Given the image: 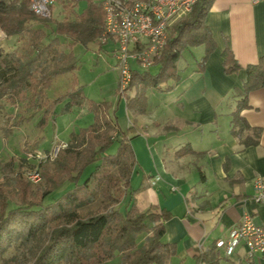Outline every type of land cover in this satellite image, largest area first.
<instances>
[{"label":"trees","instance_id":"16d2710c","mask_svg":"<svg viewBox=\"0 0 264 264\" xmlns=\"http://www.w3.org/2000/svg\"><path fill=\"white\" fill-rule=\"evenodd\" d=\"M80 1L60 0L62 14L54 18L53 6L51 16L43 18L32 12L30 0H0V33L6 39L15 38L17 44L24 35H31L26 53L17 48L8 52L0 46V105L25 106L27 119L37 117L41 130L53 119L59 103H63L62 113L86 108L93 116L88 128L72 135L58 150L50 167L34 156L21 158L17 168L35 166L33 172L40 174L45 189L33 190L29 174L19 170L13 181L0 184V261L14 251L15 256L29 257L28 264H106L115 256L120 264H167L176 255V247L164 241L171 214L157 207L139 211L134 196L143 187L130 190L136 166L131 141L137 133L132 134L133 128L123 132L117 107L93 103L81 94V88L48 101L53 81L74 71L77 64L73 53L63 49V40L69 47L97 45L101 51L103 46V0H84L86 7L81 12ZM213 1L197 0L190 14L170 28L154 65L146 71L132 70L130 95L123 97L129 114H146L151 91L168 92L180 82L177 63L184 51L203 47L197 72L204 70L216 49L205 23ZM222 61L227 75L240 69L229 49L222 52ZM245 72L232 132L239 137L252 130L251 139L242 142L247 147L258 144L259 130L250 129L240 112L247 107L250 92L264 90V56ZM114 143L117 153L110 156L108 150ZM97 201L104 204L103 212L80 215V210ZM228 259L214 244L197 256L196 264H225Z\"/></svg>","mask_w":264,"mask_h":264},{"label":"crops","instance_id":"0c3cea01","mask_svg":"<svg viewBox=\"0 0 264 264\" xmlns=\"http://www.w3.org/2000/svg\"><path fill=\"white\" fill-rule=\"evenodd\" d=\"M205 23L216 49L204 70L197 72L196 63L179 73L180 82L168 92L149 95L172 94L175 114L163 97L146 114L133 117L136 125L126 109L122 113L119 107L116 114L123 132L138 129V138L131 141L136 162L131 183L143 187L134 196L137 209L157 207L171 214L164 241L176 247V255L167 264H196L200 253L227 240L244 212L255 223L264 221V210L252 202L254 182L264 178V90L250 92L240 112L250 129L259 130L258 144H242L252 130L239 137L232 132L245 69L264 56V0H214ZM225 49L240 67L230 75L223 68ZM187 148L191 152H184ZM225 264H264V254L247 259L239 247Z\"/></svg>","mask_w":264,"mask_h":264},{"label":"rangeland","instance_id":"374dc122","mask_svg":"<svg viewBox=\"0 0 264 264\" xmlns=\"http://www.w3.org/2000/svg\"><path fill=\"white\" fill-rule=\"evenodd\" d=\"M86 7L84 0L78 4V10L81 12ZM62 6L54 5L52 9V16L55 18L57 15H61ZM31 35L26 34L24 37L16 43L15 38L6 39L2 33H0V46L6 51L17 48L22 53H26L30 50ZM18 45V46H17ZM64 50L71 51L76 58L77 64L74 71L65 73L57 77L47 91V97L49 103L64 94H67L76 88H81V94L95 104L109 103L117 107V109H125V103L123 98L119 99L118 90V71L116 70V60L114 53L117 49L116 45L109 43L100 47L97 45L90 46L88 48L82 45H75L73 47L68 46V42L63 40ZM204 55L203 47L194 48L184 51L177 63L179 73H187L193 67H196L197 61H199ZM131 67L137 69L136 64H131ZM197 69V67H196ZM151 72H155L153 69ZM130 91L125 92V96H129ZM152 92L148 94V109L153 105L160 102V97L167 100L170 113L175 114V102L171 99L172 94H156V97H150ZM63 103H59L56 106L53 119L45 125L41 130L38 127V118L35 117L32 120L27 119V112L25 106H11L7 103L0 105V184L6 185L13 181L14 177L18 173V165L22 163L24 157L31 158L34 156V160L50 167L53 159L43 158L41 161L35 158L37 154L54 153L66 143L69 142L72 135L77 134L81 129L88 128L93 123V116L87 112L86 108L76 109L71 113H62ZM170 106V107H169ZM147 109V112H148ZM121 110H119L121 112ZM168 111V110H167ZM117 116V115H116ZM129 120L136 125L133 120L139 115L128 114ZM19 123V124H18ZM172 125L174 121H171ZM132 134L137 133L138 129L133 128ZM167 131L173 132L171 125H167ZM175 130V129H174ZM166 131V130H165ZM138 138V136L136 137ZM134 140V139H133ZM175 142V140H174ZM117 143H114L108 150V155L112 156L117 153ZM175 152V143L171 147V153ZM57 155V154H56ZM14 161V163H13ZM24 163V162H23ZM37 163V162H36ZM166 164H171L168 161ZM35 166L23 165L19 171L28 173L27 176L31 182H33V190H38L39 186L45 189V183L41 181V176L38 174ZM30 172V173H29ZM37 174L38 178L31 175ZM201 178V175L198 174ZM199 179V178H198ZM42 183V184H41ZM132 191L139 188V182H132L130 185ZM104 211V204L97 201L90 207L80 210V215L83 217L96 214ZM11 251L0 261V264H28L29 257L22 254H17ZM106 264H120V259L115 256Z\"/></svg>","mask_w":264,"mask_h":264},{"label":"built area","instance_id":"2783aa9c","mask_svg":"<svg viewBox=\"0 0 264 264\" xmlns=\"http://www.w3.org/2000/svg\"><path fill=\"white\" fill-rule=\"evenodd\" d=\"M60 0H30L32 12L43 18L51 16V7ZM197 0H103L105 15L104 32L101 44L112 43L118 71V90L121 98L125 96L132 77L131 64L146 71L160 56L175 22L192 11ZM57 154L49 152L37 154L38 160L53 159ZM37 174L31 175L32 178ZM252 202L264 210V178L254 182ZM216 248L226 258H231L237 248L242 247L247 259L264 254V221L255 223L252 216L244 212L237 227L229 231L227 240H219Z\"/></svg>","mask_w":264,"mask_h":264}]
</instances>
